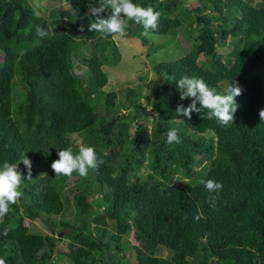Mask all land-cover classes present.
<instances>
[{"label": "trees", "instance_id": "trees-1", "mask_svg": "<svg viewBox=\"0 0 264 264\" xmlns=\"http://www.w3.org/2000/svg\"><path fill=\"white\" fill-rule=\"evenodd\" d=\"M64 1L69 11L46 16L28 0H0V167L23 155L31 161V179L0 223V258L53 264L65 242L57 264H264V0L194 8L189 0H132L160 13L154 34L174 37L184 26L189 44L178 59L152 65L157 78L147 94L109 80L103 67L121 56L114 36L88 31V9L99 0ZM127 23L146 45L143 26ZM37 26L48 35L38 37ZM184 76L218 94L237 82L233 124L177 115L178 104L191 103L175 87ZM171 129L181 143H166ZM81 144L103 163L87 177L55 176L58 151L76 153ZM17 169L28 175L22 163ZM209 179L223 185L219 193L200 183ZM70 201L73 219L64 216ZM27 219L42 220L48 232H30ZM161 248L170 255H158Z\"/></svg>", "mask_w": 264, "mask_h": 264}, {"label": "clouds", "instance_id": "clouds-1", "mask_svg": "<svg viewBox=\"0 0 264 264\" xmlns=\"http://www.w3.org/2000/svg\"><path fill=\"white\" fill-rule=\"evenodd\" d=\"M105 9H110L111 15L107 18L101 16ZM89 13L92 19L88 25L89 32H97L105 38L110 36H125L128 28V21H133L142 25L144 31L141 33L146 38L151 39L154 31L158 28V19L160 13L154 11L151 7H142L132 2V0H99L97 7H89ZM83 31V27L81 28ZM36 35L44 38L48 32L37 26ZM175 80V77H170ZM175 87L179 91L180 100L188 98L191 103L187 107L177 105L176 114L191 118L192 113L201 116L202 119H216L220 126L227 127L234 122V113L238 109L235 97L242 94V88L237 82L228 84L225 94H218L215 88H210L203 79L196 77H181L176 80ZM199 104V107H197ZM260 120H264V108L259 111ZM166 143H181L177 129H171L166 133ZM58 159L54 160L50 167L55 176H72L74 172L80 177H87L89 170H94L103 163L98 158L93 147L81 144L78 152L73 153L71 148L59 150ZM22 163L28 170V175L24 176L17 169V165ZM12 164L4 162L0 167V223L10 210V206L16 204L23 193L20 190L25 177L31 179V161L23 155L21 162ZM201 184L209 193H219L223 185L212 179L201 180ZM209 206L215 208L216 196L209 198ZM204 218L202 213L197 214L194 219L199 221ZM9 228H6L3 235H7ZM0 264H6L3 258H0Z\"/></svg>", "mask_w": 264, "mask_h": 264}, {"label": "rangeland", "instance_id": "rangeland-1", "mask_svg": "<svg viewBox=\"0 0 264 264\" xmlns=\"http://www.w3.org/2000/svg\"><path fill=\"white\" fill-rule=\"evenodd\" d=\"M28 1L34 10L39 11L46 16L50 11L54 10L57 7H59L61 12L64 10L69 11V7H67V3L64 0ZM202 4L205 5L206 2L204 0H189L188 3L189 7L191 8ZM184 31L185 27L183 26L175 32L174 37L173 34H171V36L169 34H153L151 39L146 38L148 41L146 45L142 44L139 37L134 35L131 36L129 32H127L125 36H114L113 41L115 42L121 57L115 66H109L106 64L103 67L106 73L109 74V80L111 81L113 86L115 82L120 81L122 83H125V81H129L131 83H136L137 85H142L143 94H147L150 89V85L157 78L151 69L152 65L159 62L176 60L181 57L182 54L186 53L187 49L184 48H188L189 44H187L184 37ZM227 48V46L219 47L218 50L221 52H225ZM142 101L143 103H146L144 96L142 97ZM147 111H149L148 113L152 115V110L150 108H148ZM80 138L81 137L78 136V140ZM71 187L72 182L70 181L68 182L67 188ZM93 197H97V195H94ZM67 204L68 202H66L65 206H67ZM74 210L75 209L70 201V203L68 204V208L64 213V216L73 219ZM26 224L29 226L30 232H48V229L46 228L42 220L31 221L27 219ZM65 232L66 229H64L61 232L62 234L58 236L62 237ZM127 240L130 242V244L137 243L133 234L128 235ZM65 248V242H61L57 248V253L53 255V261H58L61 258L59 253H62ZM158 255L169 256L170 252L165 248H161V250L158 251ZM131 256V258L134 259V255L131 254ZM56 261L53 264H57Z\"/></svg>", "mask_w": 264, "mask_h": 264}, {"label": "water", "instance_id": "water-1", "mask_svg": "<svg viewBox=\"0 0 264 264\" xmlns=\"http://www.w3.org/2000/svg\"><path fill=\"white\" fill-rule=\"evenodd\" d=\"M62 233L60 232L59 235H61Z\"/></svg>", "mask_w": 264, "mask_h": 264}]
</instances>
